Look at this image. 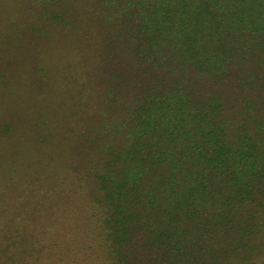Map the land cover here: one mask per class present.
Here are the masks:
<instances>
[{
  "label": "rangeland",
  "instance_id": "1",
  "mask_svg": "<svg viewBox=\"0 0 264 264\" xmlns=\"http://www.w3.org/2000/svg\"><path fill=\"white\" fill-rule=\"evenodd\" d=\"M139 20L137 0H0V264H111L100 178L168 90L220 98L264 140V50L219 81L150 60ZM253 222L264 264V210ZM137 243L130 261L151 264Z\"/></svg>",
  "mask_w": 264,
  "mask_h": 264
},
{
  "label": "trees",
  "instance_id": "2",
  "mask_svg": "<svg viewBox=\"0 0 264 264\" xmlns=\"http://www.w3.org/2000/svg\"><path fill=\"white\" fill-rule=\"evenodd\" d=\"M137 4L150 60L166 53L184 71L221 81L230 65L263 53L264 0ZM181 90L141 104L131 140L100 178L106 220H115L104 232L109 260L135 264L144 235L151 264H255L247 246L264 210V140L220 98L195 103Z\"/></svg>",
  "mask_w": 264,
  "mask_h": 264
}]
</instances>
